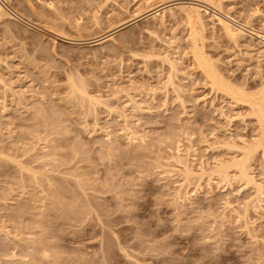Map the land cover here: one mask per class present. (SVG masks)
<instances>
[{
	"label": "rangeland",
	"instance_id": "1",
	"mask_svg": "<svg viewBox=\"0 0 264 264\" xmlns=\"http://www.w3.org/2000/svg\"><path fill=\"white\" fill-rule=\"evenodd\" d=\"M4 2L40 30L0 19V264H264V149L241 150L261 128L234 101L264 86V41L234 43L204 17L199 46L232 86L221 92L179 12L161 22L134 19L147 0ZM223 10L264 32V0ZM74 80L110 107L72 94ZM178 145L195 148L196 171L248 160L255 185L234 168L227 184L170 174Z\"/></svg>",
	"mask_w": 264,
	"mask_h": 264
},
{
	"label": "bare ground",
	"instance_id": "2",
	"mask_svg": "<svg viewBox=\"0 0 264 264\" xmlns=\"http://www.w3.org/2000/svg\"><path fill=\"white\" fill-rule=\"evenodd\" d=\"M192 1H194V2H191V3H182V2H180L179 3V2H173V1H170V0L169 1L168 0L167 1L166 0H147L146 4H148L149 9L146 10L145 12H142V14L137 15L136 17H134V19H138V18L140 19L139 16H142L143 14H144V16H146L145 14H147L150 17H152L153 19H157L158 18V19H160V21L161 20L163 21L167 17V14L174 15V16L176 15L175 14L176 12H179L180 14H182L183 17L185 18L186 24L189 27V31H190L189 32V38L191 39L190 40L191 41L190 42L191 46H189V47H190V49L192 48V52H193L192 53V55H193L192 57L194 59L193 61H195V63L198 64L197 66L199 68H201V71L204 74V78L206 77L208 79V81L211 82L212 89L216 88L215 90H218V91L219 90L221 91L222 89H230V84H228L226 82V80L222 78V74H219L220 72L215 67L214 63L213 62H209L210 59L207 58L208 56L206 57V55H204V52L202 51V49H203L202 46L201 47L199 46V43H201V45H202V41L204 42L203 33H204L205 27H206L205 26L206 23L204 21V17L208 18V20H210V22H212L213 24L216 23L219 26V28L223 31V33L226 35V37L229 38L230 41H234V43H238L236 41L239 38L246 37V36H248V37H250L252 39L253 38H258V39L261 40V42H263L264 41V32H261L262 30L258 31L255 28H253L252 25L248 23L249 21L239 22L234 17H232L230 14L225 12L223 10V3L226 0H192ZM6 17H8V18L10 17L11 19L15 20L16 22L17 21H22V22L26 23L28 26L33 27V28L35 27L36 29L40 30L39 27L34 26L32 23H30L27 20L25 21L24 19L21 18V16L17 15L16 13H14L7 6L6 2H4V0H0V19L1 18H6ZM246 17L250 18V15H247ZM99 18L100 17H99V14H98L95 17V24L96 25H99L100 22H101ZM44 28H46V27H44ZM262 29H264V28H262ZM53 30H49V32L50 31L53 32ZM113 33H109V34L103 35L102 37H99L96 40L85 41V42L84 41H82V42L74 41V40L70 39L69 43H71L73 45H77V46H79V45H88V44L89 45L90 44H101V43H103L105 41L112 40L114 38ZM56 34L58 35V33H56ZM59 34H61V33H59ZM58 36H62V35H58ZM66 37L63 36V38H66ZM67 39H68V37H67ZM168 62H171L169 64H170L171 67H173L174 63H172V61H168ZM210 63H212V64H210ZM175 67H176V65H175ZM76 80H77V78H76ZM170 80H171V78H170ZM169 82L171 83V81H169ZM76 83H78V84H76ZM82 83H83V80L81 81V83H80V80L76 81V82H75V80L73 81L72 86L70 85L72 87V90H73V91H71L72 94H73V92H74V95H75V92H76L77 95L79 93L82 96L81 97L79 95L80 99L83 98V97H86L87 100H88L87 102H89V105L92 104V106H93V104H94V108L96 107L97 104L98 105L99 104L100 105L103 104L104 107L108 106L107 103L105 104V101H107V100L102 101L103 99L102 98H97V95H96V97L94 95L93 96L89 95L86 92V90H87L85 88L86 85L84 86V85H82ZM171 84H173V83H171ZM231 89H232V86H231ZM221 92H224V91L222 90ZM237 92L239 94V98H235L234 101H238L239 100L240 103L242 101L243 103H245L248 106H250V108L253 109V110H251V111H253V114H254L253 117H256V120L258 121V123L260 125V128H261V131H260L261 136L258 134V137H260V138L255 139L256 140V142L254 141L255 143L254 142L248 143V142L243 141L242 142V144L244 143L243 146L242 147L240 146L241 150L243 151L242 153H244L243 155L244 156L246 155L247 157H250V156H252L251 154H253V151L257 147H260V148L262 147V149H264V86L261 87L259 92H257L258 95L254 94L255 97H254V95L253 96L246 95V92L244 90H242V89L241 90H237ZM237 92H235V93H237ZM100 99H102V100H100ZM232 99H234V97ZM82 100H84V99H82ZM90 102H92V103H90ZM109 107L110 106H108V108ZM113 108H112V110L114 111ZM134 110L136 112H140V111H142V107L136 106V107H134ZM127 129H129V128H127ZM129 131H131V130L129 129ZM128 134H129V132H128ZM130 134L132 135V132ZM134 134L135 133H133L131 138L133 137L134 139H136V138L139 137V136H136ZM179 143H180V141H179ZM232 144H233V142H232ZM233 146L235 147L236 145L234 144ZM192 148L188 149L184 153L183 150L181 149V146L178 145V147L176 149V154L170 160V161H172L174 163L173 166H172L173 169L171 167V169H172L171 170L170 167H168L171 170L170 174L171 173L174 174L173 172L177 171V173L179 172L178 174H181L182 177H184V179H185L184 181L191 182V180H192L193 183H194V180L197 183H200V181H203L202 179H204L205 177H208V179L211 180L213 176H216L215 178H218L219 181H222V183L226 182V184H227L233 178L231 176V174H230V170L234 168L235 171L237 172V175L234 174V175H236L238 177V178L236 177L237 179H239L242 182H244L246 184V186H248L250 184H252L253 186L255 185L256 182H255L254 178L252 177L253 175H250V173H249L250 172L249 170L251 169V167L249 169V165L246 162L248 160H245V159L243 160V159H241L242 158L241 157V158H238L239 160H237V159L231 160L232 162L230 164L222 162V161L218 162L219 161L218 160L217 161L218 164H216L215 167L213 166V168L211 166H209V165H208L209 168H207L206 164L204 162L200 161L201 163H199L200 165H198L199 169H197V171H196L193 166L195 164V161L198 158L194 154V153H196L195 148H193V149ZM235 149H237V148L235 147ZM182 152L184 153V155L182 154ZM244 156H243V158H244ZM246 159H249V158H246ZM168 161L169 160H167L166 162H168ZM189 186H190V184H189ZM198 186H199V184H198ZM256 186L255 187L257 188V190L258 191L260 190V192H261L262 186L260 187L261 189H259L258 182H257ZM261 193L263 194L264 192H261ZM189 195H190V193H189ZM259 195H260V193H259Z\"/></svg>",
	"mask_w": 264,
	"mask_h": 264
}]
</instances>
